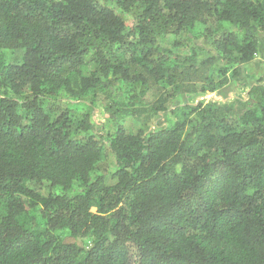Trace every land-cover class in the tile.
Wrapping results in <instances>:
<instances>
[{"label":"trees","instance_id":"1","mask_svg":"<svg viewBox=\"0 0 264 264\" xmlns=\"http://www.w3.org/2000/svg\"><path fill=\"white\" fill-rule=\"evenodd\" d=\"M261 48L264 0H0V264H264Z\"/></svg>","mask_w":264,"mask_h":264},{"label":"rangeland","instance_id":"2","mask_svg":"<svg viewBox=\"0 0 264 264\" xmlns=\"http://www.w3.org/2000/svg\"><path fill=\"white\" fill-rule=\"evenodd\" d=\"M171 41V40H170ZM163 47L168 48L169 44L168 43H164L162 44ZM185 53L182 50V54ZM262 67H264V50L263 48H261V53L255 58V60L249 65L246 66L244 69V75L245 76H251L252 73L257 74L259 71L262 72ZM248 82V81H247ZM246 86L240 82L235 83V82H231L229 84V87L226 89V91H222L221 93L219 92H215L213 94H208V95H201V97L199 98H194L197 101L199 100H203L205 99L206 101L209 100H221V96L227 95L228 98L234 97L236 99H241L243 100L246 97ZM101 116L98 117V121L100 120ZM129 128L133 129V130H137L139 128V123L131 120V119H126V123H125ZM111 180L108 179V182H110Z\"/></svg>","mask_w":264,"mask_h":264}]
</instances>
